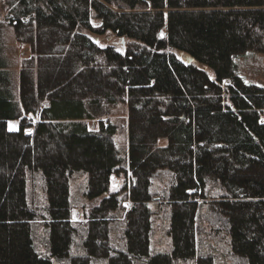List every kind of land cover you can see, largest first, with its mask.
Masks as SVG:
<instances>
[{"label": "trees", "instance_id": "1", "mask_svg": "<svg viewBox=\"0 0 264 264\" xmlns=\"http://www.w3.org/2000/svg\"><path fill=\"white\" fill-rule=\"evenodd\" d=\"M4 3L30 56L16 99L0 44V264H264V87L235 62L264 55V0ZM119 102L126 169L86 123ZM76 177L100 198L81 220Z\"/></svg>", "mask_w": 264, "mask_h": 264}, {"label": "rangeland", "instance_id": "2", "mask_svg": "<svg viewBox=\"0 0 264 264\" xmlns=\"http://www.w3.org/2000/svg\"><path fill=\"white\" fill-rule=\"evenodd\" d=\"M6 6L4 0H0V44H1V56L7 62V68L11 74L12 90L15 94V98H18V85H19V72L22 68L23 61L30 56L29 49L25 44L17 42L13 28L10 27L5 21L4 16ZM95 24L96 21H93ZM85 35L90 39L96 38L99 46L104 47L108 44H116V39H109V36H98L85 31ZM164 32H161V36ZM178 57L186 62L187 56L179 54ZM238 72L240 76L248 83H253L264 87V55L255 53H246L235 60ZM194 65L200 69L208 72V75L213 78L214 74L205 66L194 62ZM30 117V116H28ZM99 121H104L116 126V133L113 136V143L118 150L119 156L122 159L121 168H127V155H128V108L126 103L119 102L114 105H102L98 110L97 116L92 120H87L86 123L90 129H96ZM10 128H15L17 122H9ZM162 144V143H161ZM124 175H119L111 180L110 190L115 191L122 188L125 183ZM83 187V178L76 177L71 184V197L73 203L77 208L73 211V219L81 220L83 216H87L90 209L97 206L100 202V198L93 200H82L81 190ZM151 208L154 209V204H150ZM81 209H80V208ZM157 229L152 239L154 247H165L166 238L161 227V223L157 222ZM61 264V263H55ZM189 264V263H185ZM230 264V263H229Z\"/></svg>", "mask_w": 264, "mask_h": 264}]
</instances>
